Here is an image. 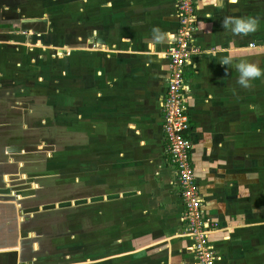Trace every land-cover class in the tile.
Segmentation results:
<instances>
[{
    "label": "crops",
    "instance_id": "obj_1",
    "mask_svg": "<svg viewBox=\"0 0 264 264\" xmlns=\"http://www.w3.org/2000/svg\"><path fill=\"white\" fill-rule=\"evenodd\" d=\"M174 4L83 0V25L75 23L84 29L86 48L74 44L70 50H83L89 63L84 95L97 103L83 114L85 148L92 153L100 146L85 159L84 181L101 190L86 195L85 206L111 225L106 248H124L100 263L194 264L191 242L180 235L182 206L159 111L165 51L177 27ZM223 4L194 0L192 41L200 53L185 73L184 92L190 163L203 215L216 224L209 241L219 264H264V76L247 88L237 83L242 61L264 70V54L254 53L264 47V0ZM225 17L256 18L257 31L234 35L223 28ZM154 26L168 36L152 46ZM229 55L233 62L222 65ZM13 240L0 239V264L18 263L19 240Z\"/></svg>",
    "mask_w": 264,
    "mask_h": 264
},
{
    "label": "rangeland",
    "instance_id": "obj_2",
    "mask_svg": "<svg viewBox=\"0 0 264 264\" xmlns=\"http://www.w3.org/2000/svg\"><path fill=\"white\" fill-rule=\"evenodd\" d=\"M80 8L83 0H0V202H13L0 214V228L10 229L0 239L27 232L34 250L43 242L47 264H116L100 260L124 248H106L111 225L84 206L101 187L84 181L100 146L85 148L83 114L97 103L84 95L83 50H70L86 48ZM20 239L18 256L27 255Z\"/></svg>",
    "mask_w": 264,
    "mask_h": 264
},
{
    "label": "built area",
    "instance_id": "obj_3",
    "mask_svg": "<svg viewBox=\"0 0 264 264\" xmlns=\"http://www.w3.org/2000/svg\"><path fill=\"white\" fill-rule=\"evenodd\" d=\"M177 27L167 43L166 83L159 102L161 134L169 164L175 173V183L182 206L181 237L190 240L194 264H219L209 238L216 224L205 217L201 208L194 172L190 163L191 140L187 135L188 118L185 107V73L199 50L193 45L195 31L194 0H175ZM254 49L253 43L247 44Z\"/></svg>",
    "mask_w": 264,
    "mask_h": 264
},
{
    "label": "clouds",
    "instance_id": "obj_4",
    "mask_svg": "<svg viewBox=\"0 0 264 264\" xmlns=\"http://www.w3.org/2000/svg\"><path fill=\"white\" fill-rule=\"evenodd\" d=\"M230 3H235L236 0H229ZM202 4L211 3L217 7L222 8L224 6L223 0H201ZM224 29L230 30L234 35H248L254 33L258 28V20L256 18H232L225 17L222 21ZM205 28V25H203ZM168 34L162 31L158 26L152 28V40L149 44L154 46L159 43H163L167 39ZM255 54H264V47H259L254 50ZM235 59L234 56L229 55L222 61V65H229ZM237 71L239 77L237 83L242 87H250V81L261 78L264 76V70H262L257 64L250 62H240L237 64Z\"/></svg>",
    "mask_w": 264,
    "mask_h": 264
},
{
    "label": "flooded vegetation",
    "instance_id": "obj_5",
    "mask_svg": "<svg viewBox=\"0 0 264 264\" xmlns=\"http://www.w3.org/2000/svg\"><path fill=\"white\" fill-rule=\"evenodd\" d=\"M2 178H3V176H2ZM2 178H1V176H0V182L1 183H4V181L2 180ZM4 179V178H3ZM16 192V191H15ZM15 192L14 191H9V194L7 195V196H15L16 197V195H15ZM86 194V193H85ZM5 193H4V190H3V188H2V186H0V197H4V198H6L5 196ZM11 198V197H10ZM85 198V197H84ZM84 201H85V199H84ZM13 206V202H9V201H4V202H0V207L2 208V209H0V214H7L8 213V208H10V207H12ZM85 206V205H84ZM86 207V206H85ZM11 209V208H10ZM21 215L23 214V212L22 213H20ZM6 219V218H5ZM4 219V220H5ZM7 220V219H6ZM8 223L9 222H7V221H5V228H0V230H2L4 233H8L9 231H10V229L7 227V225H8ZM21 223H23L22 222V219H21ZM14 227H12V229H13ZM22 229L24 230V228H23V224H22ZM23 234H24V232H22ZM4 236H5V234H4ZM24 237L25 238H23V236H22V238L20 239V241H21V243H23L22 241V239H25L26 241V243H28L29 244V248L27 249V255H21L20 254V256H17V260H18V263L17 264H47V262L45 261V259H48L47 258V256H45L44 254H46L45 253V251H47L45 248H44V246L42 245L43 244V242H39L38 243V248H35V250H34V248H32L33 246H32V244H30V240H28V239H30L29 238V236H28V234H27V232L24 234ZM10 238V237H9ZM2 239H5V238H2ZM15 239V238H14ZM18 239V240H19ZM14 241V240H13ZM31 245V246H30ZM33 252H37V253H35L36 255H34V256H32L31 254L33 253ZM31 253V254H30ZM60 262L58 261V262H53L52 264H59ZM49 264V263H48Z\"/></svg>",
    "mask_w": 264,
    "mask_h": 264
},
{
    "label": "bare ground",
    "instance_id": "obj_6",
    "mask_svg": "<svg viewBox=\"0 0 264 264\" xmlns=\"http://www.w3.org/2000/svg\"><path fill=\"white\" fill-rule=\"evenodd\" d=\"M14 248H15V247H13V248H3V249H7V250H8V249H11V250L13 251ZM17 249H18V248H17ZM0 250H2V249H0ZM11 250H10V251H11ZM14 251H16V250H14Z\"/></svg>",
    "mask_w": 264,
    "mask_h": 264
},
{
    "label": "water",
    "instance_id": "obj_7",
    "mask_svg": "<svg viewBox=\"0 0 264 264\" xmlns=\"http://www.w3.org/2000/svg\"><path fill=\"white\" fill-rule=\"evenodd\" d=\"M18 250V249H17ZM3 251H0V253H2ZM15 252V251H14Z\"/></svg>",
    "mask_w": 264,
    "mask_h": 264
},
{
    "label": "trees",
    "instance_id": "obj_8",
    "mask_svg": "<svg viewBox=\"0 0 264 264\" xmlns=\"http://www.w3.org/2000/svg\"><path fill=\"white\" fill-rule=\"evenodd\" d=\"M43 32V30L42 31H40V33H42Z\"/></svg>",
    "mask_w": 264,
    "mask_h": 264
}]
</instances>
